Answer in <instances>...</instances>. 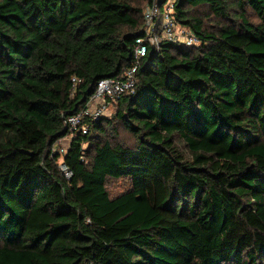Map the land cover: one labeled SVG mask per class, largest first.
<instances>
[{
  "label": "trees",
  "instance_id": "16d2710c",
  "mask_svg": "<svg viewBox=\"0 0 264 264\" xmlns=\"http://www.w3.org/2000/svg\"><path fill=\"white\" fill-rule=\"evenodd\" d=\"M167 1L0 0V264H264V0H174L199 45L148 46L110 115L63 123Z\"/></svg>",
  "mask_w": 264,
  "mask_h": 264
},
{
  "label": "built area",
  "instance_id": "2783aa9c",
  "mask_svg": "<svg viewBox=\"0 0 264 264\" xmlns=\"http://www.w3.org/2000/svg\"><path fill=\"white\" fill-rule=\"evenodd\" d=\"M174 0H168L161 10L156 3L147 6L143 11L145 28L141 38L136 40L133 53V65L120 78L101 79L96 83L93 93L88 98L82 110L63 121L66 129L71 132L79 131L87 134L88 121H97L107 116L109 107L121 96L132 94L135 89V73L140 60L145 56L148 46H158L160 42L179 43L185 47L199 45L197 37L187 28L178 26L171 16ZM74 81V79H73ZM69 138H63L52 148V154L64 155L65 146ZM65 176L70 172L59 166Z\"/></svg>",
  "mask_w": 264,
  "mask_h": 264
},
{
  "label": "rangeland",
  "instance_id": "374dc122",
  "mask_svg": "<svg viewBox=\"0 0 264 264\" xmlns=\"http://www.w3.org/2000/svg\"><path fill=\"white\" fill-rule=\"evenodd\" d=\"M113 110H114V108L110 110V113L108 115H110L113 112ZM59 166L61 167V164ZM127 186H128V182L123 181V180L110 181L107 185V189L112 196V195H117V194L122 193L123 191H125Z\"/></svg>",
  "mask_w": 264,
  "mask_h": 264
}]
</instances>
